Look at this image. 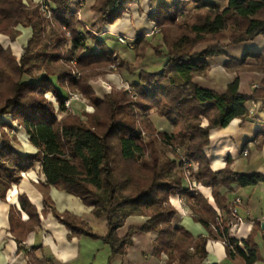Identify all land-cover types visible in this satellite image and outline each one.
I'll return each mask as SVG.
<instances>
[{"label":"trees","instance_id":"obj_1","mask_svg":"<svg viewBox=\"0 0 264 264\" xmlns=\"http://www.w3.org/2000/svg\"><path fill=\"white\" fill-rule=\"evenodd\" d=\"M48 1L53 8L52 19L43 17L39 3L0 0L1 33L15 40L21 34L17 26L33 31L19 59L0 44V117L12 115L38 149L35 155H22L12 145L15 138L3 135L0 196L5 198L23 173L40 162L47 182L39 184L45 209L52 207L53 214L70 230V238L87 235L103 240L111 248L112 261L128 253L135 233L155 232L154 254H165L167 264H203L208 256L209 236L195 237L179 224L178 211L170 202L172 194H179L186 199L194 219L209 229L210 237L225 241L231 259L239 258L244 264L256 262L259 249L255 232L242 247L230 236L228 217L222 221L223 228L217 227V209L201 193L184 187L186 170L181 160L186 158L198 167H189L191 178L213 187L217 208L228 215L234 216L227 203L234 185L264 183L263 174L235 171L231 158L222 170L214 171L204 151L210 144L212 129L226 127L236 117L249 116L246 104L264 98V79L249 95L239 92L238 78L224 93L203 88L193 80L197 75L208 74L210 58L226 53V45L220 42L194 51L197 44L226 31L234 44L264 37V0H228L226 5L210 0L162 2L153 19L163 35L165 49L145 35H139L135 44L138 60L145 58L149 48L167 60L158 72H139L134 99L118 89L104 97L94 94L90 81L106 76L107 68L116 59L112 51L88 50L87 44L88 36L93 42L99 41L98 33L122 18L133 0H94L90 9L99 15V25L93 24L90 29L86 21L78 18L80 0ZM190 2L196 6L192 13L185 14ZM64 27L71 31V37ZM95 27L97 33L91 30ZM65 42H71L75 53L71 58L77 59L76 64L51 49ZM249 57L258 63L246 65ZM226 66L264 71V58L247 52L241 60L231 58ZM124 69L134 71L125 61L120 65V70ZM73 90L90 99L95 110L74 111L59 118L58 112L67 110L65 99ZM49 93L58 106L48 97ZM152 110L170 122L171 133L158 130L146 116ZM102 111L106 112L104 117ZM51 185L79 197L93 208L95 216L106 217L107 233H95L72 212H59L49 195ZM20 202L29 218L23 221L20 212L12 210L11 224L22 250V243L42 220L27 196H21ZM134 215L146 216L147 220L141 226L126 227ZM257 225L260 227L261 222ZM36 262L46 264L44 260Z\"/></svg>","mask_w":264,"mask_h":264},{"label":"crops","instance_id":"obj_2","mask_svg":"<svg viewBox=\"0 0 264 264\" xmlns=\"http://www.w3.org/2000/svg\"><path fill=\"white\" fill-rule=\"evenodd\" d=\"M210 1L223 5L228 2V0ZM162 2L172 4L175 0H133L122 18L104 27L98 33L99 41L106 40L107 49L122 54L125 49L113 47L112 39L108 40L105 38L106 36L124 35L129 38H137L139 35L156 34L159 28L156 26L153 15ZM87 3V5L85 2L80 3L82 7H79L78 10L82 17L87 16V24L88 22L90 26L97 24V27L99 15L90 9L94 0H88ZM21 31L22 34L16 45L17 50L19 48L24 50L33 33L31 28L22 27ZM116 40L120 43L118 36ZM0 44L4 49H7L6 46L9 43L7 44L6 41L3 45L0 40ZM121 45L130 49L122 43ZM247 52L259 53L264 58V37L258 36L238 44L228 42L226 53L210 58V71L206 75L195 76L194 82L203 88L224 93L229 85L238 78L239 92L246 95L252 94L255 87L259 86L264 79V71L250 69L238 71L236 66L232 68L226 66L231 58L241 60ZM257 63L258 61L253 57L246 60V65H256ZM150 67L153 66L150 65L144 70L151 72ZM158 71L153 70L152 72ZM135 74L139 78L138 74ZM246 106L250 111L246 119L236 117L226 127H218L210 131V144L205 147L204 151L214 171L222 170L228 159L231 158V167L235 171L264 175V98H256L248 102ZM151 119L160 131L172 132L173 126L164 117L153 118L151 116ZM207 124L205 122L204 125ZM4 134L15 138L12 145L18 153L35 155L38 152V149L31 143L25 128L14 120L12 115L0 117V148L4 143ZM245 147L249 150L247 155L242 154ZM39 184L46 185L47 182L42 165L37 162L29 171L23 173L18 183L12 185L5 198L0 196V264H37L36 261L39 260H44L46 264H167L165 254L161 256L154 254L153 242L157 237L155 232L135 233L133 244L128 247V253L118 255L112 261H110L111 248L103 240L87 235L70 238V230L53 214L52 207L48 206L45 209V196ZM183 185L187 188L190 187L186 177L183 179ZM194 192L201 193L217 209V223L228 217L229 223L231 222L230 236L237 239L242 247L245 245V240L255 232L254 241L259 249V259L253 264H264V183L246 187L234 185L229 192L227 203L230 206L235 199H241L237 208L244 222L238 224H235V216L228 215L217 208L213 187L197 183ZM49 195L59 212H72L80 216L95 233L99 235L107 233V218L95 216L93 208L86 206L79 197L53 185L50 186ZM21 196H27L29 201L37 207L42 220L41 225L31 232L22 243V250H20V243L12 231L11 224L12 210L19 211L23 221L29 218V215L22 210ZM170 202L178 211L180 225L195 237L209 236L208 256L203 264H244L239 258L233 260L229 257L228 249L222 239L210 237L209 229L194 219L185 198L179 194H172ZM146 220L147 217L143 215L131 216L127 220L126 227L141 226ZM258 222H261L260 227L257 225ZM121 231L125 233L124 230ZM96 250H102L100 257L95 253ZM84 255L89 258V261H83Z\"/></svg>","mask_w":264,"mask_h":264},{"label":"rangeland","instance_id":"obj_3","mask_svg":"<svg viewBox=\"0 0 264 264\" xmlns=\"http://www.w3.org/2000/svg\"><path fill=\"white\" fill-rule=\"evenodd\" d=\"M24 1L27 4H29V2H31V1L39 3V0H24ZM82 2H85L86 5L88 4L87 3L88 0H80V3H82ZM195 6H196L195 2H190L188 4L187 9L185 10V14L192 13L193 8ZM77 15H78L79 19H82V20L86 21L87 16L86 17H82L81 14H80V10L77 11ZM181 22L182 21H180L178 23H181ZM88 26L89 27H87V28L90 29L91 26L89 25V22H88ZM22 27H24V26L20 25V26L16 27V29L19 30L21 32V34H22V31H21ZM24 28H27V27H24ZM64 29L66 31V35L68 37H71L72 36L71 31L69 29L65 28V27H64ZM91 30L93 32L97 33V28L96 27L91 29ZM173 31L175 33L177 32L176 29H174ZM68 32H70V34H68ZM21 34L18 35L15 40H13L9 35L0 32V40H1L2 44L4 45V42L7 41V44L8 43L9 44H8V46H6V45L5 46L7 47L8 50L11 51L13 56H15L17 58H19L21 56V54L23 53V49L19 48V50H17V48H16L17 42H18L19 37L21 36ZM229 35H230V33L228 31H226V32H224V33H222V34H220V35H218L216 37H210L208 40H205V41L197 44L195 46L194 51H200L201 49L207 48V47H209L211 45H214V44H217L218 42L226 45V48H227V43L230 42ZM117 36H119V35H116V37ZM4 37H6L7 39L4 38ZM116 37L106 36L105 38L108 39V40H110V38H111L112 41H113V43H111V45H113V47H118V48H121V49H125V51H123L122 54H118L117 52L112 51L115 54V59H116L115 63L111 64L107 68V72L108 73L106 74V76L98 78V79H94V80L90 81V84L92 86L94 94H96L98 96L104 97L107 93L111 92L112 90L118 89V90L127 91L130 94L131 98L134 99V98L137 97V86L139 85V78H137L135 73L139 74L140 71L144 70L147 67L149 68L150 65L153 66V67H150L152 69V71L153 70H159L160 71L162 69V67H163L164 62L167 60V57L165 55H160V56L156 55L154 50L152 48H149L147 50V54H146L145 58L143 60H138L137 59V55H136V44L134 43L136 38H129V37L125 36V37H127L128 41L131 44H133V43L135 44L134 47H133V45L128 46L127 44L122 43V44H124V45H126V46H128L130 48V49H128L127 47L121 45L120 41H119L120 43H118L117 40H116ZM146 37L154 45H162L163 46V50L165 49V46H164L163 40H162L163 35H162V33L159 30H158V32L156 34H148ZM3 39H5V40H3ZM87 44H88V50H92V51L95 50V51L99 52L101 50L106 49L108 51H111L110 49H107L106 40L105 41L93 42L91 37L88 36ZM226 48H225V51H226ZM51 49L65 54L68 57L66 60H70L73 64H76L77 59L74 58L72 60V58H71V56L75 54V53L74 54L72 53V44H71V42H65V43L56 44L54 46H51ZM69 58H71V59H69ZM124 61L128 62L129 63V67L134 69L133 72L129 71L128 69H124L122 71L120 70V65ZM233 67H235V66H233ZM237 70L240 71L241 69H239L237 67ZM107 83L111 84V86H112L111 89L106 88V84ZM73 92H77V93L81 94V96L83 97V101H79V102L75 103L73 105V107L72 106L70 108L66 107L67 110L65 112L64 111L58 112L59 113V118H61L64 115L69 114L70 112H74V111L76 113H80V112H83V111L94 112L95 109L92 106V103H91L90 99L85 97V95L81 91L73 90ZM48 97L52 98L54 100V102L56 103V105L58 106V102L52 96L51 93L48 94ZM101 113L103 114V117L106 115L105 111H102ZM146 116L151 121H152L151 116H153V118H157L158 116L161 117L157 113V111H155V110H152ZM85 118H86V116H85ZM169 155L174 157L173 153H169ZM101 246H103V245H101ZM95 253L99 256V255H101L102 250H96ZM84 260L89 261V258L86 257V255H84L83 261Z\"/></svg>","mask_w":264,"mask_h":264},{"label":"built area","instance_id":"obj_4","mask_svg":"<svg viewBox=\"0 0 264 264\" xmlns=\"http://www.w3.org/2000/svg\"><path fill=\"white\" fill-rule=\"evenodd\" d=\"M39 4H40V10L41 13L43 15V17L45 19H52L53 17V8L50 4V2L48 0H39ZM68 34H70V32H68ZM118 40L121 43L127 44L128 46H131L132 44L128 41L127 37H125L124 35H119L118 36ZM129 42V43H128ZM106 88L111 89L112 86L111 84L107 83L106 84ZM75 101H83V97L81 96V94L77 93V92H73L71 91L69 96L65 99V105L66 107L70 108L72 105V102ZM14 132V131H13ZM249 153V150L247 147H245L242 151V154L247 155ZM181 162L183 163V167L186 170V178L189 180L190 183V190L194 191L195 190V186L197 184V181L194 178H191L190 172H189V167L193 166L195 170H197V166L190 160L186 159V158H182ZM241 203V199L237 198L235 199L232 204H231V210L233 211V214L236 218V222L235 224L238 223H242L244 222L243 217L239 214L237 205ZM217 227L223 228V223L222 220H219ZM225 243V241H224ZM226 244V243H225ZM232 246V245H231Z\"/></svg>","mask_w":264,"mask_h":264}]
</instances>
